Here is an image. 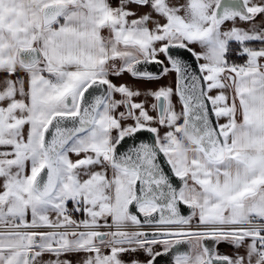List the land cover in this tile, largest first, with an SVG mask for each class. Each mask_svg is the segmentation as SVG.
Listing matches in <instances>:
<instances>
[{
  "label": "snow or ice",
  "instance_id": "1",
  "mask_svg": "<svg viewBox=\"0 0 264 264\" xmlns=\"http://www.w3.org/2000/svg\"><path fill=\"white\" fill-rule=\"evenodd\" d=\"M165 256L264 264V0H0V264Z\"/></svg>",
  "mask_w": 264,
  "mask_h": 264
},
{
  "label": "water",
  "instance_id": "2",
  "mask_svg": "<svg viewBox=\"0 0 264 264\" xmlns=\"http://www.w3.org/2000/svg\"><path fill=\"white\" fill-rule=\"evenodd\" d=\"M185 58L189 62L193 63V67H195V63H194V61H192V58L191 57H189V56L186 55ZM141 67L142 68H145L148 71H152L154 73H158L160 71L159 67L157 65H155V64H150V65H146V66L145 65H142ZM142 138L145 139V140H147L148 139V134L147 133L142 134ZM181 210H182V214H184V215H187L188 214V209H187L186 206H182V209ZM206 243L209 246H213L211 240L206 241ZM168 261H169V258L167 256H165V257H162V258H159L158 259V264H168Z\"/></svg>",
  "mask_w": 264,
  "mask_h": 264
},
{
  "label": "crops",
  "instance_id": "3",
  "mask_svg": "<svg viewBox=\"0 0 264 264\" xmlns=\"http://www.w3.org/2000/svg\"><path fill=\"white\" fill-rule=\"evenodd\" d=\"M113 3H115V0H113ZM103 34H104V35H107L106 32L103 33ZM161 58H163V57H161ZM164 80H165V82H166V86H172V82H173V86H174V84H175V81H174V74H172V75H170V76L167 77V78H162V79H161L160 81H158V82H155V83H152V84H148V85H142V87H147V88H149L151 85L156 84V83H163V84L165 85ZM112 81H113L114 84H119V83H122V82H125V81L131 82L130 78L127 77V76H125L123 79H117V78L113 77V78H112ZM222 122H223V121H222ZM158 249H159V248H158ZM158 249H157V250H158ZM219 251H220L221 253H226V252H230L231 249H229V248L226 247L225 245H220V246H219Z\"/></svg>",
  "mask_w": 264,
  "mask_h": 264
},
{
  "label": "rangeland",
  "instance_id": "4",
  "mask_svg": "<svg viewBox=\"0 0 264 264\" xmlns=\"http://www.w3.org/2000/svg\"><path fill=\"white\" fill-rule=\"evenodd\" d=\"M164 83H165V85H166L165 80H164ZM161 85H164V84H163V83H156V84L151 85L149 88H156V87H159V86H161ZM172 87H174V86H173V82H172ZM173 99H174V102H175V98H173Z\"/></svg>",
  "mask_w": 264,
  "mask_h": 264
},
{
  "label": "flooded vegetation",
  "instance_id": "5",
  "mask_svg": "<svg viewBox=\"0 0 264 264\" xmlns=\"http://www.w3.org/2000/svg\"><path fill=\"white\" fill-rule=\"evenodd\" d=\"M157 251H161V249H158Z\"/></svg>",
  "mask_w": 264,
  "mask_h": 264
}]
</instances>
